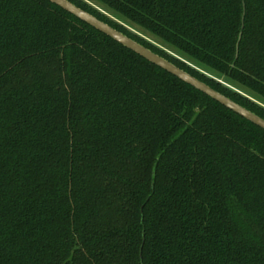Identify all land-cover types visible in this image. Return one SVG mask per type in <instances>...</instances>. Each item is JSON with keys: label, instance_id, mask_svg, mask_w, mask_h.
Returning <instances> with one entry per match:
<instances>
[{"label": "trees", "instance_id": "obj_1", "mask_svg": "<svg viewBox=\"0 0 264 264\" xmlns=\"http://www.w3.org/2000/svg\"><path fill=\"white\" fill-rule=\"evenodd\" d=\"M69 1L264 119V0H91L162 48ZM0 264H264V130L49 0H0Z\"/></svg>", "mask_w": 264, "mask_h": 264}, {"label": "water", "instance_id": "obj_2", "mask_svg": "<svg viewBox=\"0 0 264 264\" xmlns=\"http://www.w3.org/2000/svg\"><path fill=\"white\" fill-rule=\"evenodd\" d=\"M49 1L61 7L65 11L71 13L72 15L82 20L83 22L87 23L88 25L92 26L93 28L109 36L110 38L114 39L115 41L127 47L128 49L139 54L140 56H142L149 62L159 66L160 68L164 69L165 71L179 78L183 82L191 85L195 89L206 94L207 96L219 102L226 108L232 110L236 114L240 115L241 117L247 119L248 121L252 122L256 126L264 130V119L262 117L258 116L257 114L243 107L242 105L236 103L235 101L223 95L222 93L216 91L215 89H213L212 87L204 83L203 81L192 76L188 72L179 68L178 66L171 63L170 61L163 58L162 56L156 54L155 52L148 49L144 45L138 43L137 41L133 40L132 38L125 35L124 33L113 28L112 26L105 23L104 21L98 19L97 17L90 14L89 12L76 6L69 0H49Z\"/></svg>", "mask_w": 264, "mask_h": 264}, {"label": "rangeland", "instance_id": "obj_3", "mask_svg": "<svg viewBox=\"0 0 264 264\" xmlns=\"http://www.w3.org/2000/svg\"><path fill=\"white\" fill-rule=\"evenodd\" d=\"M91 5H93L94 7H96L97 9H99L102 13H104L106 16H108L111 20L121 24V25H125L126 28H128L131 32H133L134 34L156 44L157 46H160V41L157 40L156 38H154L153 36H151L149 33L145 32L144 30L140 29L137 26H133L125 21H121L118 17H116L112 12L106 10L104 7L92 2L91 0H87ZM162 48V47H161ZM172 54H174L176 57H178L179 59H182L178 56V54H176L175 52H173L172 50H169ZM194 67V66H193ZM207 75V74H206ZM209 76V75H208Z\"/></svg>", "mask_w": 264, "mask_h": 264}]
</instances>
